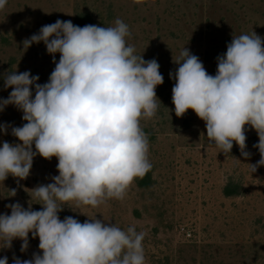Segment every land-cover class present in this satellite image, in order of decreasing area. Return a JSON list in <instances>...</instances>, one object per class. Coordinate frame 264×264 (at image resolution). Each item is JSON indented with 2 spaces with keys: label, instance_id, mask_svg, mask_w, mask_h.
I'll use <instances>...</instances> for the list:
<instances>
[{
  "label": "clouds",
  "instance_id": "9594fccd",
  "mask_svg": "<svg viewBox=\"0 0 264 264\" xmlns=\"http://www.w3.org/2000/svg\"><path fill=\"white\" fill-rule=\"evenodd\" d=\"M7 3L0 0V10ZM130 36L119 18L110 27L58 19L22 41L24 49L43 42L52 55L55 68L48 82L37 83L39 76L30 71L5 74L4 87L12 91L0 98V111L14 105L26 123L11 127L19 143L0 146V182L9 175L27 179L37 155L55 157L59 173L53 182L31 190L41 210L17 202L7 205L10 215L0 214V248H11L20 239L25 251L29 233L39 238L40 253L28 260L14 257L13 264H145V233L134 226L125 231L96 216L87 215L90 219L81 223L58 215L72 202L95 208L123 200L134 180L152 168L141 120L156 116V88L164 77L155 58L135 54L127 42ZM174 62L179 65L170 73L175 115L183 117L191 109L220 152L229 154L235 143L245 159L251 156L246 131L254 129L258 143L253 147L261 158L249 164L251 172L264 166V39L254 31L233 36L217 57L215 75L186 47ZM8 128L0 124V132L7 134ZM0 264H8L7 256Z\"/></svg>",
  "mask_w": 264,
  "mask_h": 264
},
{
  "label": "rangeland",
  "instance_id": "374dc122",
  "mask_svg": "<svg viewBox=\"0 0 264 264\" xmlns=\"http://www.w3.org/2000/svg\"><path fill=\"white\" fill-rule=\"evenodd\" d=\"M117 18L129 26L127 42L135 54L155 58L164 77L156 88V116L141 120L152 168L134 180L123 200L95 208L72 202L58 214L60 219L71 216L83 223L96 216L125 231L134 226L145 233V264H264V166L252 173L249 165L261 158L253 147L257 133L246 131L249 158L235 143L229 154L220 152L206 137L205 122L191 109L183 117L175 115V80L170 78L184 47L215 75L217 57L233 36L254 31L264 39V0H145L139 5L133 0H8L0 10V98L7 99L12 91L4 87V76L12 71H30L39 76L37 83L48 82L55 68L52 55L43 42L27 49L22 43L42 26L59 19L81 27H110ZM55 59L59 61V53ZM22 116L14 105L0 111V124L9 125L7 134L0 132V146L19 143L11 127H22ZM57 163L55 157L37 155L27 179L9 175L0 182V214L10 215L7 205L17 202L41 210L31 190L53 182ZM22 243L14 239L11 248H0V258L7 256L13 264L14 257L28 260L40 253L39 238L31 233L25 251Z\"/></svg>",
  "mask_w": 264,
  "mask_h": 264
},
{
  "label": "trees",
  "instance_id": "16d2710c",
  "mask_svg": "<svg viewBox=\"0 0 264 264\" xmlns=\"http://www.w3.org/2000/svg\"><path fill=\"white\" fill-rule=\"evenodd\" d=\"M79 26V25H78Z\"/></svg>",
  "mask_w": 264,
  "mask_h": 264
}]
</instances>
